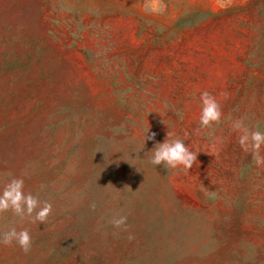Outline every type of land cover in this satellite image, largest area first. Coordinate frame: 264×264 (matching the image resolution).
<instances>
[{
	"label": "rangeland",
	"instance_id": "1",
	"mask_svg": "<svg viewBox=\"0 0 264 264\" xmlns=\"http://www.w3.org/2000/svg\"><path fill=\"white\" fill-rule=\"evenodd\" d=\"M159 2L0 0V192L23 178L52 204L44 223L0 211L32 236L0 264H264V165L232 127L264 130V0ZM168 132L192 169L150 163Z\"/></svg>",
	"mask_w": 264,
	"mask_h": 264
},
{
	"label": "clouds",
	"instance_id": "2",
	"mask_svg": "<svg viewBox=\"0 0 264 264\" xmlns=\"http://www.w3.org/2000/svg\"><path fill=\"white\" fill-rule=\"evenodd\" d=\"M145 9L154 13H163L166 5L159 0H146ZM202 108L199 116V128H209L213 123H218L222 117V111L216 98L208 91H203L200 95ZM232 127L237 130L239 135V144L245 150H251L253 161L257 166L264 165V154L261 152L264 146V130L259 127L249 129L242 119L232 122ZM199 128L197 132H199ZM156 133L147 134V140H155ZM172 133L168 132L163 142L157 141L154 147L149 150L151 156L150 163L153 165H163L168 169L183 167L185 170L193 168L198 154L193 151L189 145L186 146L185 140L181 138L170 139ZM146 140V141H147ZM147 152V153H148ZM146 153V154H147ZM94 208L95 205L93 204ZM11 210L15 215L23 219L25 216L31 217L32 223L37 221L44 223L52 211V204L44 201L41 203L36 195L24 191V179L13 177L7 183L2 192H0V211ZM126 215H120L112 219V224L116 228L123 227L127 229ZM128 239H134L129 234ZM15 242L25 252L29 251L32 246V236L27 228L12 227L6 232L0 233V244L11 245Z\"/></svg>",
	"mask_w": 264,
	"mask_h": 264
}]
</instances>
